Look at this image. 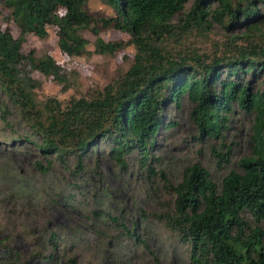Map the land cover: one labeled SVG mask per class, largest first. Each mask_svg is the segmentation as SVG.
Wrapping results in <instances>:
<instances>
[{"label": "trees", "instance_id": "16d2710c", "mask_svg": "<svg viewBox=\"0 0 264 264\" xmlns=\"http://www.w3.org/2000/svg\"><path fill=\"white\" fill-rule=\"evenodd\" d=\"M104 1L110 8L108 16L90 11L87 0L0 3V121L11 127L10 105L26 128L11 135V141L34 149L33 163L42 173L56 165L71 179H81L84 160L94 157L96 162L100 145H105L107 156L119 168H125L132 156L153 175L151 149L158 131L171 126L165 116L168 105L187 99L200 133L217 137L235 103L254 114L250 153L240 159V171L229 170L216 186L195 163L183 170L179 182L170 184L164 179L173 194L172 208L157 217L185 245L189 264H264V233L248 221L264 222V35L256 40L261 34L264 0H191L185 11L188 0ZM179 12H183L181 17L173 23ZM213 23L228 33L227 41L238 38L242 44L231 42L229 53L207 59L194 50L179 55L166 46L191 31L207 33ZM242 24L247 25L246 31L230 34ZM48 28L62 56L80 55L87 43L81 34L84 30L94 36L95 51L122 52L121 58L129 59L128 67L113 72L105 95L80 96L64 107L51 99L41 101L33 94L36 82L30 75L39 72L62 79V63L48 53L37 55L22 47L30 37L45 38ZM107 30L120 36L103 41L101 32ZM127 47L134 53H124ZM256 80L261 87L252 90ZM223 156L221 161L228 163ZM67 190L62 197L75 202L78 186L70 183ZM89 213V220L105 218L118 235L146 247L135 233V222L127 228L103 210ZM67 236L43 230L27 256H21L9 238L0 237V264H78V246ZM112 240L105 242L112 250L100 256L97 264L116 261L113 247L118 248Z\"/></svg>", "mask_w": 264, "mask_h": 264}, {"label": "rangeland", "instance_id": "374dc122", "mask_svg": "<svg viewBox=\"0 0 264 264\" xmlns=\"http://www.w3.org/2000/svg\"><path fill=\"white\" fill-rule=\"evenodd\" d=\"M190 1L185 3L184 11ZM87 7L105 16L110 14L104 0H87ZM182 13H176L172 22H177ZM246 27L242 24L230 34L239 35L246 31ZM259 27L261 34L256 35L257 41L264 35V17ZM10 29L16 33L14 25L10 24ZM81 34L87 43L81 48L79 56L70 58L58 52L51 28L47 29L45 38L30 37L23 45L24 52L33 49L37 55L50 54L62 63L65 72L62 79L32 72L30 76L36 82L32 91L37 99H51L64 107L80 96L105 95V86L111 81L113 72L117 68L123 71L128 67L129 59L121 58L122 52L114 55L98 53L94 49V36L84 30ZM226 34L224 29L213 23L207 33L191 31L179 40H170L166 46L179 55L184 50H194L201 54V59H207L229 53L232 43L236 44L234 46L242 44L238 38L232 43L227 41ZM100 36L103 41H109L120 34L107 30ZM124 53L129 56L134 50L127 47ZM259 82H253L252 90L261 87ZM9 108L11 127L0 121V237L9 238L21 256H27L34 249L35 239L41 236L43 230H57L77 244L81 256L78 264H97L99 260H96L111 249L110 245L105 246V242L120 236L105 218L89 220V211L103 210L127 228H132L135 222V233L144 240L146 247L120 236L112 240L118 248L113 247L116 261H104L102 264H189L185 245L179 244L174 234L166 229L163 220L157 217L172 208L173 194L164 179L175 184L180 181L183 170L196 163L209 173L212 182L218 186L221 177L229 170L240 171V159L250 153L252 112H246L232 103L225 129L217 137L207 136L200 133L193 107L183 98L177 106L171 104L166 107V121L171 126L159 130L155 136L150 165L156 174L146 173L132 156L127 158L125 168H119L107 156V147L100 145L96 162L94 157L86 158L82 178L74 180L64 168L56 165L42 173L34 166V149L11 141V135L26 132V128L16 111L10 105ZM224 153L228 163L221 161ZM70 183L78 186L77 199L73 203L62 197ZM58 192H61L59 198L56 197ZM248 221L250 227L257 224L264 233V222L256 223L250 218ZM70 232L73 233L71 236Z\"/></svg>", "mask_w": 264, "mask_h": 264}]
</instances>
